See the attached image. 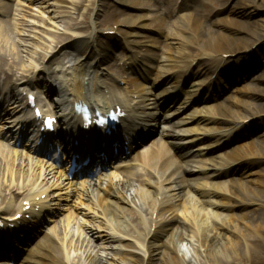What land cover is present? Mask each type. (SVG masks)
<instances>
[{"label":"rangeland","instance_id":"374dc122","mask_svg":"<svg viewBox=\"0 0 264 264\" xmlns=\"http://www.w3.org/2000/svg\"><path fill=\"white\" fill-rule=\"evenodd\" d=\"M122 1L126 0H0V12H2L0 20H8L18 28L36 24L37 26L33 25V31L29 33L32 37L31 43L38 44L36 39L39 38L43 43L48 44L46 40L48 39L53 41L52 47H56L55 52L64 49L55 57L54 63L48 62L50 58L44 60L45 65L59 68L63 65L65 71L74 63L84 64L77 73L70 74L71 71L57 73L58 78L68 82L69 90L72 89L76 79L81 81L82 75L89 67L86 64H90L89 76L86 78L105 84L98 86L97 92H93V88L81 82L85 95L102 102L105 98L102 89L106 85L115 90V95L120 100L130 105H132L131 101L141 104L143 112L147 115L151 114L155 119L153 123L145 124L139 121L144 114L134 116L130 112L129 115L135 117L133 122L135 126L145 125L138 127L142 132L135 135V140L142 139L130 151L124 149V152H120V156L111 165L105 164L95 174H91L90 182H83L80 179L81 175L67 179L59 164L36 156L30 150L32 143L28 137L13 147L9 145L17 151L22 161L25 163L27 160L32 161L37 171L40 168L42 171H51L53 183L58 181L53 186H51L52 181H49L48 186L51 188L46 194L35 199L37 201L40 198L41 201L49 204L50 211L43 213L38 225L34 226L31 237L17 248L12 258L7 256L6 251H0V264H24L28 251L39 242L38 240H41L46 233H52L55 226L67 223L69 231L78 229L79 233L87 235L94 245L101 246V257H106L108 260L114 257L118 260L119 256L129 249L142 258L144 250L140 241L127 237L121 242L110 240L101 243L96 234L91 235L88 230L96 231V228L100 227L99 233H106L108 231L106 228L110 226L106 217L114 218L112 210L127 217L134 213L133 206L129 202L136 189L124 194L121 187L127 184L126 176L130 171L144 174L141 162L144 159L143 154L137 155V153L157 143L166 146L164 140L166 132L171 133L177 143V148L167 146L168 154L174 161L172 166H186L192 170L193 173L186 176V179L193 186H198L201 191H210L211 188L207 183L213 182L227 190L232 185L230 181L238 180L241 187H245L248 178L233 174L228 162L232 151L245 147H260L259 141L264 139V0H133L135 6L131 7L123 5ZM45 3L63 4L69 8L65 10L70 13L67 16L57 15V18H53L51 9L48 11ZM5 10L9 12L7 16L3 15ZM113 11H117L115 18L127 19L131 23L140 24L141 27L115 25L109 14ZM209 12L213 15L203 20L204 25L214 24L213 27L219 28L223 34L235 30L236 27L247 26L249 31L241 33L239 39L245 42L246 48L251 47L248 57L240 61H238V53L224 57L221 62L226 64L225 69L213 75L211 72L201 73L202 65L208 59L202 57L197 49L192 48L195 42L189 38L191 33L188 32L187 23L191 14L205 15ZM40 13L43 14L44 19L41 18ZM46 18H50L51 25L44 21ZM73 24L78 26L68 30ZM116 28L120 32H117ZM94 29L102 33L100 43L110 47L109 53L101 62L100 58H87V55L78 51L76 46L64 48L66 44L70 45L88 37ZM58 58L63 59V63H56ZM20 73L24 72H19L18 78L21 76ZM34 74L39 81L35 96L42 102L51 99L54 103L58 99V90L52 88L53 80L41 70L35 71ZM3 78V75H0L1 83ZM15 79L13 77L12 81ZM45 85L49 88L48 98L44 95ZM105 96L108 97V94ZM6 99V102H9L11 98ZM246 103H250L262 113L242 120L241 118L250 116L245 111ZM43 105L44 109L51 108L47 104ZM225 106L231 111L230 119L244 128L236 135L238 137L228 140L221 132L215 130L214 125L206 121L216 118L218 110ZM68 107L71 108L69 104ZM4 117L2 115V118ZM4 124L0 122V129ZM66 127H61L63 132ZM6 135H8L7 130H0V145L3 147L8 146L4 139ZM260 151L261 154L263 153L262 157L249 159L261 162L259 166L254 167L255 170L252 172L256 173L251 178L259 183L252 185L253 188L264 193V145L261 146ZM213 168L224 172L225 177L206 180L208 172ZM162 173L163 171L159 175ZM61 182H64L62 187L59 186ZM94 182L102 186L113 185L115 195L103 199L100 204L95 199L93 201L84 199L81 193L89 188V183L92 185ZM150 182L155 184L157 179H150ZM70 189H75L76 194L67 195L66 192ZM140 190L148 191V188L139 187L137 192ZM48 194L52 198L46 199ZM96 195V192H93L92 196L96 197ZM148 197L147 194L145 204L150 199ZM185 197L187 196L183 195V200ZM191 197L196 199L199 195L194 197L190 194ZM262 208H258V211ZM206 209L210 212V208ZM34 211L36 212L37 209ZM103 211L106 217L102 214ZM188 214L184 215L180 209H176L162 214V217L163 219L174 217L181 224L189 226ZM142 216L144 219L147 217L144 210ZM224 219H226L224 215L220 216L218 222ZM229 220L233 225L238 222L236 217L230 214ZM111 224L115 225V221L112 220ZM162 239H165L164 235L159 240ZM177 244L180 255H182L181 246L187 253L183 242L178 241ZM28 246L30 247L25 249Z\"/></svg>","mask_w":264,"mask_h":264},{"label":"bare ground","instance_id":"6f19581e","mask_svg":"<svg viewBox=\"0 0 264 264\" xmlns=\"http://www.w3.org/2000/svg\"><path fill=\"white\" fill-rule=\"evenodd\" d=\"M133 2V0H126L122 1V4L131 7L135 6V2ZM44 5H46L48 11L51 9L53 18H57V15L67 16L70 13L67 11L69 8L63 4L45 3ZM116 12L109 13L115 25L141 27L140 24L131 23L127 19L115 18L117 16ZM8 14L9 12L5 10L3 15L7 16ZM212 15V12L205 15L202 13L198 15L191 14L187 22L188 32L191 33L189 38L195 42L192 48L197 49L202 57L208 59L207 62L203 63L201 73L211 72V75L225 69L226 64L221 62L224 57L238 53V58L241 60L248 57L251 49V47L246 48L245 42L239 39L241 33L249 31L247 26L236 27L235 30H229L228 33L223 34L219 28L213 27L214 24L213 26L204 25L203 20L210 18ZM40 16L44 19L42 13H40ZM49 19L46 18L44 21L51 25ZM33 25L37 26L31 24L30 26L18 28L8 20L0 21V75L4 77V83L0 86V122L5 123L1 129H5L10 133L6 139L8 146L11 144L13 147L24 136V131H21L20 122H17V120L23 109L28 107L27 94L35 96L39 81L34 72L41 70L42 73L48 75L50 80H53L52 88L58 90V99L54 103L51 102V99L46 100L51 106V112L58 115L60 122L67 120V123L72 126L71 129L78 133L70 134L72 138L67 139V141L62 138L63 143L69 146L70 143L73 144L76 141L77 144L72 146L73 154H80L83 159H86L90 154V164L98 160L101 165L104 161L111 165V162L117 158L113 153V144H106L103 151V147L99 143H85L83 141V137L80 136L83 135L81 131L83 121H80V123L77 121L78 117L73 108L74 104L86 106L92 113L96 111L108 113L111 110L117 111L119 109L124 113L129 111L136 115L144 114L139 120L142 123L149 121L153 123L155 119L150 114L147 115L143 112L141 104L130 106L118 99L114 89L106 85L102 89L105 101L101 103L85 95L81 82H85L86 86L93 88V92H97L96 88L105 84L92 81L93 79L89 77L86 78L89 76L90 64H86L89 67L82 75L81 81L76 79L72 84V89L69 90L68 82L65 79L58 78L57 73L62 74L67 71H71L70 74L77 73L84 64L74 63L65 71H63V68H65L63 65L60 68L45 65L44 60L50 58L48 62L50 64L54 63L55 57L62 53L64 49L61 52H55L56 47H52L53 41L48 39H46L48 44L43 43L39 38L36 39L38 44L31 43L32 37L29 33L33 31ZM77 26V24H73L68 30ZM99 32V30L94 29L88 37H84L78 40L79 42L70 45L66 44L64 48L71 45L76 46L78 51L87 55V58H100L101 62L109 53L110 47L100 43L102 33ZM117 32H120L119 29ZM62 60L58 58L56 63H61ZM19 72H24L20 73V78L17 77ZM52 73L55 75H49ZM13 77L16 78L15 81H12ZM43 89H46L44 95L48 98L49 88L45 85ZM105 90H107L106 93ZM105 94L109 96L106 97ZM7 97H10L11 100L8 103L3 102V99ZM35 102L40 107L42 106L38 99ZM66 104H70L72 108L68 109ZM255 106L257 105L255 104ZM245 111L250 116L241 118L242 120L253 118L262 113L252 107L250 103H246ZM3 114L5 118L1 117ZM230 114V109L225 106L218 110L216 118L206 119L211 125H214L217 132L224 135L223 137L226 140L238 137L236 135L244 129L230 119ZM30 116H32L31 113ZM127 120L125 118L120 121V139L113 141L120 145L117 147L118 153L124 151L122 149L124 146L130 149L135 140L132 136L136 135L133 132L137 127L134 125L133 119L131 121ZM13 128H16V130L13 131ZM59 132L60 130H56L57 134ZM30 134L33 136L31 143H33L34 154L36 156L45 154L46 145L44 142L42 145L37 146L38 133L33 134L31 131ZM112 135L114 137V133ZM164 136L166 146L157 143L150 149L137 153V155L143 154L144 159L141 162L144 174L130 171L126 176L127 184L121 187L124 194L131 193L132 189H136L129 202L133 206L134 213L127 217L112 210L114 218L109 219L103 211L102 214L110 224L106 228L108 231L99 233L100 227H97L96 231L88 230L91 235L96 234L101 243L110 240L121 242L125 241L127 237L140 241L144 250L142 258L135 251L129 249L123 252L118 260L114 257L109 260L106 257H101L100 249L102 247L94 245L87 235L80 234L78 229L69 231V224L67 223L62 226H55L52 233H46L41 240H38L39 242L34 244L28 251L24 264H264V193L253 188L254 184L258 185L259 183L251 178L256 173L252 172L255 170L254 167L259 166L261 162L249 159L263 156L260 148L264 145V139L259 141L260 147L239 148L231 153L230 162H228L230 171L240 177L248 178L245 181V187H241L238 180H232L230 181L232 185L227 190L217 183L210 182L207 184L211 190L201 191L198 186H193L186 179V176L193 173L192 170L186 166H172L174 161L168 154L167 146L177 148V143L171 133L166 132ZM8 146L3 147L0 145V220L3 223L0 226V249L7 251L9 258H12V254L14 256V253L18 250H16L18 248L16 246L31 237L30 234H32L34 226L38 225L43 213L50 211L49 204L47 205L40 198L36 201V197L46 194L51 188L48 186L49 181H52L51 186H53L58 180L53 183L54 178L51 171H42V168L38 171L35 170V164L32 161L27 160L25 163L19 158L17 151ZM91 148L95 149L94 152L97 155H93L92 151L90 152ZM101 152L105 153V156L98 158ZM76 161L79 163V160ZM84 169L82 168L75 175L88 171H84ZM161 171L163 173L159 175ZM224 175V172L213 168L208 172L206 180L223 178ZM150 179H157V183L152 184ZM85 181L87 180L83 179V182ZM59 186H64V182H61ZM142 186L147 187L148 191L140 190V192H137L138 188ZM75 192V189H70L66 194L75 195ZM93 192H96V197L92 196ZM147 194L150 199L145 204ZM190 194L194 197H197L198 194L199 198H190ZM113 195H115L113 185L102 186L96 185L95 182L92 185L89 183V188L81 193L84 199L88 201L95 199L98 204L103 199ZM152 195L153 197H150ZM183 195L187 196L185 200H183ZM48 198H52L50 194L46 196V199ZM125 201L127 202V200ZM27 205L30 209L24 211ZM260 207L263 208L258 211ZM206 208H210V212ZM34 209H37V211L35 212ZM176 209H180L184 215L189 213V226L181 224L174 217L163 219L162 214ZM143 210L145 216H147L145 219L142 216ZM229 214L235 216L238 220L236 225H233L230 220L228 221ZM17 215H19V218L15 219ZM223 215L226 219L218 222V218ZM27 217H29L28 220ZM160 217L161 219H159ZM112 220L115 221L113 226L111 224ZM127 227L130 229L127 230ZM162 235L165 239L159 240ZM178 241L185 244L187 253L182 246V255L178 253Z\"/></svg>","mask_w":264,"mask_h":264},{"label":"snow or ice","instance_id":"6c2138e0","mask_svg":"<svg viewBox=\"0 0 264 264\" xmlns=\"http://www.w3.org/2000/svg\"><path fill=\"white\" fill-rule=\"evenodd\" d=\"M49 124H51V121H48Z\"/></svg>","mask_w":264,"mask_h":264}]
</instances>
